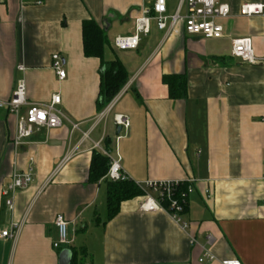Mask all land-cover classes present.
I'll return each mask as SVG.
<instances>
[{"label": "crops", "instance_id": "0c3cea01", "mask_svg": "<svg viewBox=\"0 0 264 264\" xmlns=\"http://www.w3.org/2000/svg\"><path fill=\"white\" fill-rule=\"evenodd\" d=\"M181 1L166 0L168 17ZM220 1L231 10L218 21L221 40L189 36L182 24L168 35L153 23L137 51L122 52L115 39L133 35L155 0H0V100L24 80L29 103L58 95L63 115L62 127L40 128L16 148L17 119L0 110V232L22 224L17 239L0 241V264H63L65 251L79 264H197L208 249L219 259L264 264V62L251 66L231 54L233 40L250 38L264 59V16L240 13L264 0ZM88 20L107 33L105 60H119L129 75L109 113L97 107L101 61L84 55ZM55 54L64 59V81L52 69ZM175 75L187 77L185 100H171L163 83ZM117 116L127 118V131L118 132ZM96 150L119 160L134 185L194 181L182 216L188 229L165 212L139 211L143 193L109 220L111 181L89 182ZM31 167L32 184L5 195L14 175ZM57 215L69 223L70 240L59 251Z\"/></svg>", "mask_w": 264, "mask_h": 264}, {"label": "built area", "instance_id": "2783aa9c", "mask_svg": "<svg viewBox=\"0 0 264 264\" xmlns=\"http://www.w3.org/2000/svg\"><path fill=\"white\" fill-rule=\"evenodd\" d=\"M39 4L42 3L39 2ZM182 10H185L184 15L181 13ZM167 13L166 0H155L151 6L143 8L141 16L136 19L135 33L116 38L114 41L115 49L122 52L137 51L142 37L149 35L153 23L159 31H165L168 35L178 33V26L182 24L185 33L189 36L206 41L221 40L224 37V29L218 21L230 17L231 10L229 5L221 3L220 0H182L178 12L174 16L168 17ZM240 13L244 17L264 16V4H245L241 7ZM231 54L234 58L251 66L264 62V59L260 60L255 57L250 38L233 40ZM52 69L60 81L66 79L67 73L61 55L52 56ZM20 71H23V67H20ZM60 104L61 98L58 95L53 96L48 104L29 103L25 82L24 80L18 81L11 99L9 101L0 100V110H6L17 119V131L13 139V146L18 148L24 145L40 128L55 129L62 127L63 115L58 109ZM112 107L113 104L105 113H109ZM115 123L123 131H127L130 126L127 118L123 116H117ZM76 128L78 125H74V129ZM103 153L111 160V166L106 177L108 180L114 183L133 182L123 172L119 160L112 159L109 152L103 151ZM32 182L33 169L31 167L23 174L14 175L5 195L9 196L19 190H25ZM135 185L143 193L139 211L144 213L165 212L183 230L188 229V225L183 221L182 216L186 211L189 197L194 193V181H148ZM6 204L11 211H14L13 199H8ZM21 227L22 224L14 223L11 229L0 232V241L17 239ZM55 227L57 240L53 243V249L59 251L70 245L69 223L63 215H57ZM190 243L195 245L196 240L191 238ZM197 264H242V262L236 258L219 259L208 249L204 250L198 258Z\"/></svg>", "mask_w": 264, "mask_h": 264}, {"label": "trees", "instance_id": "16d2710c", "mask_svg": "<svg viewBox=\"0 0 264 264\" xmlns=\"http://www.w3.org/2000/svg\"><path fill=\"white\" fill-rule=\"evenodd\" d=\"M83 45L85 57L96 58L101 61V86L97 107L98 111L102 112L125 88L129 75L119 60L113 62L105 60L106 48L109 47L110 43L105 29L94 20L83 22ZM163 83L169 88L171 100L187 99L188 82L185 75L165 76ZM110 166L111 160L96 150L91 162L89 182L97 184L106 178ZM140 196H142V192L133 182H111L107 197L108 219L112 220L118 215L122 203ZM77 259L78 256L73 253L71 264H79Z\"/></svg>", "mask_w": 264, "mask_h": 264}, {"label": "water", "instance_id": "95a60500", "mask_svg": "<svg viewBox=\"0 0 264 264\" xmlns=\"http://www.w3.org/2000/svg\"><path fill=\"white\" fill-rule=\"evenodd\" d=\"M120 128H118V132H120ZM63 264H70V260L72 259V253L70 251H65L62 254Z\"/></svg>", "mask_w": 264, "mask_h": 264}, {"label": "rangeland", "instance_id": "374dc122", "mask_svg": "<svg viewBox=\"0 0 264 264\" xmlns=\"http://www.w3.org/2000/svg\"><path fill=\"white\" fill-rule=\"evenodd\" d=\"M113 115H114V113L112 114V118H113ZM109 128L112 130L111 131V135H113V127H112V119L110 120V122H109Z\"/></svg>", "mask_w": 264, "mask_h": 264}]
</instances>
